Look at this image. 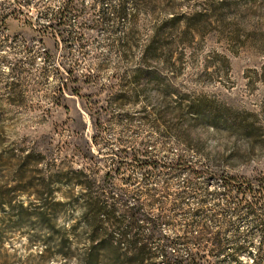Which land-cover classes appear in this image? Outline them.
I'll use <instances>...</instances> for the list:
<instances>
[{
  "label": "rangeland",
  "instance_id": "374dc122",
  "mask_svg": "<svg viewBox=\"0 0 264 264\" xmlns=\"http://www.w3.org/2000/svg\"><path fill=\"white\" fill-rule=\"evenodd\" d=\"M140 152L264 171V0H0V264H63L35 218L69 229L81 213L85 189L59 171L89 168L101 184ZM121 168L117 187L138 171ZM227 218L254 253L250 217ZM230 254L219 264H239Z\"/></svg>",
  "mask_w": 264,
  "mask_h": 264
},
{
  "label": "trees",
  "instance_id": "16d2710c",
  "mask_svg": "<svg viewBox=\"0 0 264 264\" xmlns=\"http://www.w3.org/2000/svg\"><path fill=\"white\" fill-rule=\"evenodd\" d=\"M53 17L57 25L65 21L61 15ZM73 94L83 98L78 88ZM215 124L213 120L211 125ZM126 163L138 171L122 175L125 186L117 187L112 180ZM203 165L180 154L166 159L140 152L109 167L101 184L89 168H71L69 176L60 170L59 182L85 189L79 204L81 213L69 229L56 227V217L46 210L36 213L35 218L49 233L46 240L53 242L63 264H219L226 246L231 247L234 263L240 264V255L245 254L252 257L250 264H264V171L246 177ZM182 173L175 201L168 204L171 184ZM133 185L139 186L136 195L129 190ZM189 200H195L196 206L181 211V203ZM19 206L23 208L22 203ZM229 211L250 217L249 228L257 235L254 253L248 248L250 240L240 242L238 234L231 232ZM177 214L186 217L179 224L174 218ZM176 225L180 232H176Z\"/></svg>",
  "mask_w": 264,
  "mask_h": 264
}]
</instances>
